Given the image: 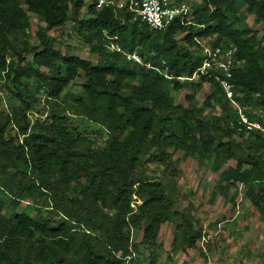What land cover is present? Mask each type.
<instances>
[{
	"label": "trees",
	"instance_id": "trees-1",
	"mask_svg": "<svg viewBox=\"0 0 264 264\" xmlns=\"http://www.w3.org/2000/svg\"><path fill=\"white\" fill-rule=\"evenodd\" d=\"M98 1L0 0V85L12 99L4 103L0 92V264H156L166 223L176 225L175 239L196 246L204 230L192 206L176 208L178 152L209 164L218 174L215 193L227 197L234 187L238 196L243 186L264 214V135L239 126L220 70L200 72L199 43L234 50V98L264 122L257 115L264 112V0H202L191 23L176 19L163 29ZM31 14L46 26L36 28ZM247 16L263 28L246 25ZM68 21L92 57L73 55L70 44L57 48ZM34 30L38 44L30 41ZM112 43L138 52L143 64ZM195 73L211 91L189 108L171 92ZM207 107L218 112L207 118ZM70 114L104 127V144ZM153 163L163 169L150 172Z\"/></svg>",
	"mask_w": 264,
	"mask_h": 264
},
{
	"label": "rangeland",
	"instance_id": "rangeland-1",
	"mask_svg": "<svg viewBox=\"0 0 264 264\" xmlns=\"http://www.w3.org/2000/svg\"><path fill=\"white\" fill-rule=\"evenodd\" d=\"M90 1L85 0V4ZM182 1L189 4L191 8L190 20L193 21L195 9L202 4V0ZM85 9L86 7L83 8V12ZM31 21L36 28L46 26L40 15L31 14ZM244 23L251 28H263V24L258 23L253 16H247ZM71 26V22L68 21L65 31H62L61 34V40L65 43L58 44L57 48L65 50L66 44H70L73 55L84 58L92 57L90 46L72 31ZM31 33V43L38 44L36 30ZM57 33L54 30L50 31L52 35ZM178 38H181V35ZM200 40L207 41L205 38ZM198 82L199 79L196 76L182 90H172L171 93L175 100L189 108L194 104L203 105L211 90L206 84L198 86ZM71 87L75 90L81 88L79 83H75ZM0 90L4 97V103L9 104L12 99L9 97L11 92L6 83H1ZM187 95H192V100L187 99ZM244 109L249 113H255V109L252 107L247 106ZM41 111L42 108L39 107L31 112L33 118ZM217 112L218 110L207 107L204 109L203 115L210 118ZM257 115L264 117V112L259 111ZM69 120L101 144H104L108 137L106 129L101 125L74 114L69 115ZM176 157L181 159L178 166L180 169L178 178L180 194L176 197V208L182 211L187 206H192L195 227L204 230V237L197 242L196 246L190 247L182 243L180 238L175 239L176 225L166 223L160 233V247L156 250L158 255L156 264H264V214L252 206L245 195V188L243 186L239 188L238 196L235 195L234 187L227 190V197L218 191L215 193L218 174L212 171L209 164L200 165L195 157H186L181 152H178ZM231 163L234 164L233 161ZM149 168L150 172H154L162 170L163 166L153 163ZM233 196H236L235 201L231 199ZM135 203H140V201ZM142 236L141 230L133 232V240L136 242H140Z\"/></svg>",
	"mask_w": 264,
	"mask_h": 264
},
{
	"label": "built area",
	"instance_id": "built-area-1",
	"mask_svg": "<svg viewBox=\"0 0 264 264\" xmlns=\"http://www.w3.org/2000/svg\"><path fill=\"white\" fill-rule=\"evenodd\" d=\"M114 5L116 9L126 8L136 13L142 21L154 28H166L176 19L182 23H191L189 4L182 0H99L98 6ZM202 53L205 56L200 72H207L208 69L220 70L223 74L221 86L232 101L234 109L238 112V123L246 132L261 133L264 135V122L251 118L249 112L244 109L234 98V83L231 81L232 71L235 66L234 50L221 45H211L208 41L199 40ZM109 48L113 51L123 53L127 60L143 64L141 55L134 51L129 52L122 49L118 44L112 43ZM198 74L195 73L194 77Z\"/></svg>",
	"mask_w": 264,
	"mask_h": 264
}]
</instances>
